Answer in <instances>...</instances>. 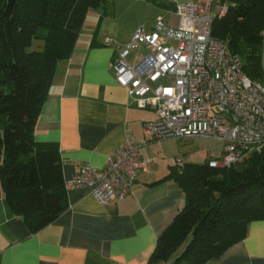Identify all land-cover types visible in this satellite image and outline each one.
Listing matches in <instances>:
<instances>
[{"label":"crops","instance_id":"1","mask_svg":"<svg viewBox=\"0 0 264 264\" xmlns=\"http://www.w3.org/2000/svg\"><path fill=\"white\" fill-rule=\"evenodd\" d=\"M118 1L119 6L128 1L127 22L117 16L116 0L111 16H101L102 7L87 11L71 53L56 63L35 124L36 141L58 146L68 207L32 231L10 207L0 180V264H192L177 260L184 245L167 260L149 263L158 237L184 205V192L174 179L157 180L176 166V158L204 163L222 152V144L200 136L144 142L142 125L155 112L136 106L111 69L137 24L150 27L163 15L174 25L176 4L187 0ZM106 37L112 42L105 43ZM138 52L145 50L131 51L129 60ZM128 137L143 142L144 164L131 195L100 204L85 188L67 185L85 163L103 169ZM206 264H264V220L248 222L243 238Z\"/></svg>","mask_w":264,"mask_h":264},{"label":"trees","instance_id":"2","mask_svg":"<svg viewBox=\"0 0 264 264\" xmlns=\"http://www.w3.org/2000/svg\"><path fill=\"white\" fill-rule=\"evenodd\" d=\"M161 5L160 0H147ZM212 35L241 59L243 72L261 79L260 32L264 0H227ZM112 0H0V180L12 210L37 231L68 207L61 157L55 142H38L35 124L56 63L75 44L85 15ZM42 45L33 47V41ZM174 179L184 205L158 237L149 263L177 260L206 264L245 235L248 222L264 220V149L227 168L204 163L172 167L157 182Z\"/></svg>","mask_w":264,"mask_h":264},{"label":"built area","instance_id":"3","mask_svg":"<svg viewBox=\"0 0 264 264\" xmlns=\"http://www.w3.org/2000/svg\"><path fill=\"white\" fill-rule=\"evenodd\" d=\"M227 0H187L176 4L173 25L158 15L150 27L139 23L111 63L115 79L126 87L136 106L154 110L142 125L144 142L200 136L222 144V152L208 160L227 168L264 149V28L260 32L259 65L262 78L242 70L240 56L225 40L212 35L215 18L225 14ZM105 43H111L109 37ZM143 47L145 52L131 51ZM143 142L128 137L107 158L103 169L85 163L67 185L83 187L100 204L124 200L132 194ZM178 157L175 165L182 169Z\"/></svg>","mask_w":264,"mask_h":264},{"label":"rangeland","instance_id":"4","mask_svg":"<svg viewBox=\"0 0 264 264\" xmlns=\"http://www.w3.org/2000/svg\"><path fill=\"white\" fill-rule=\"evenodd\" d=\"M116 2H117L116 12L118 13L117 16H119L123 21L127 22V21H126V18H125V17H126V11H125V9L128 8V5H126L128 1H127L126 3H123L124 6H119V5H118V2H119L118 0H116ZM137 4L140 5V8H141V6H143V5H142V4H143L142 1H141V2L138 1ZM135 6H136V5H135ZM132 19H133V18L131 17L130 20H132ZM38 41H39V40H34V41H33V47H35V46L37 47L38 44H39V46H40V43H39V42L42 43V41H39V42H38ZM131 57H132V54H131L130 56H128L129 59H131Z\"/></svg>","mask_w":264,"mask_h":264}]
</instances>
